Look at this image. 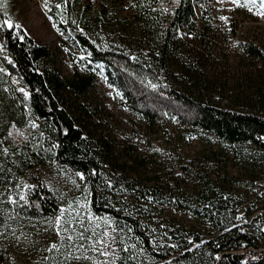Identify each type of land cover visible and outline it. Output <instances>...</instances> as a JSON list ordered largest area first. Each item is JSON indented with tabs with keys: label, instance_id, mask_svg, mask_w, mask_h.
<instances>
[{
	"label": "trees",
	"instance_id": "trees-1",
	"mask_svg": "<svg viewBox=\"0 0 264 264\" xmlns=\"http://www.w3.org/2000/svg\"><path fill=\"white\" fill-rule=\"evenodd\" d=\"M125 1L136 34L122 45L78 31L87 21L82 0L61 1L69 53L83 55L64 76L52 49L9 24L0 0V264H32L30 254L44 261L62 211L48 168L65 185L69 174L84 177L91 212L110 217L127 239L116 264H264V206L249 230L236 204L244 180L261 183L264 201V43L239 45L248 64L263 66L238 83L208 63L209 24L196 0ZM49 12L58 20L56 7ZM96 66L134 118L135 141L113 134L99 115ZM170 121L198 131L203 148L165 164L153 139ZM155 205L188 213L208 233L194 232L184 246L183 231L173 229L178 249L160 244ZM19 249L27 253L21 263Z\"/></svg>",
	"mask_w": 264,
	"mask_h": 264
},
{
	"label": "rangeland",
	"instance_id": "rangeland-1",
	"mask_svg": "<svg viewBox=\"0 0 264 264\" xmlns=\"http://www.w3.org/2000/svg\"><path fill=\"white\" fill-rule=\"evenodd\" d=\"M61 1L2 0L1 7L7 14L9 24L15 22L36 44L52 49L58 70L62 75L69 76L79 69L75 56L83 55L74 47V54L69 53L71 43L60 24L63 23L64 13ZM50 5L58 9V20L50 15ZM81 7L86 9L87 21L77 22L78 31H86L90 35L96 33L104 41L120 45L132 42L131 39L135 38V29L130 25L132 10L125 0H82ZM195 10L196 15L200 19L204 17L209 24L205 51L208 63L219 75L236 78L238 83H242L245 77H253L257 67L262 68L263 65L248 64L239 45L248 41L264 43V0H196ZM123 22L128 24L121 28ZM185 43L193 48L198 47L197 40L191 36L186 37ZM94 73L96 87L93 93L100 100L99 115L112 126L110 130L113 134L135 141L136 122L123 105L118 90L107 82L102 66H96ZM155 137L154 145L159 155L166 158L165 164L169 157L185 161L203 148L198 131L182 126L177 121H170L164 131L156 132ZM141 138L145 140V136ZM47 170L50 186L60 198L62 211L56 223V237L44 252L41 264H116L119 246L126 243L127 239L117 236L110 217L96 216L91 212L88 204L89 188L84 177L81 174H69L68 185H65L53 168ZM260 186L261 183L244 180L236 192L238 220L243 229L251 230L250 219L263 213ZM120 201L133 205V201L127 197ZM154 210L152 222L161 228V234L156 238L164 246L178 249L169 230L183 231L187 239L186 243H182L184 246H189L187 244L192 241L194 232L208 233L203 224L188 213L161 205H155ZM15 254L20 263L26 259L27 253L21 249ZM29 258L32 264H37L33 255L30 254Z\"/></svg>",
	"mask_w": 264,
	"mask_h": 264
},
{
	"label": "snow or ice",
	"instance_id": "snow-or-ice-1",
	"mask_svg": "<svg viewBox=\"0 0 264 264\" xmlns=\"http://www.w3.org/2000/svg\"><path fill=\"white\" fill-rule=\"evenodd\" d=\"M11 26V25H10Z\"/></svg>",
	"mask_w": 264,
	"mask_h": 264
}]
</instances>
